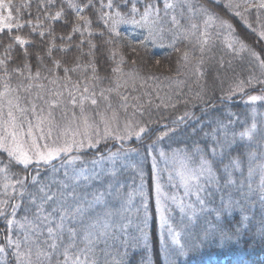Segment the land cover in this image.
Here are the masks:
<instances>
[{
  "label": "trees",
  "instance_id": "trees-1",
  "mask_svg": "<svg viewBox=\"0 0 264 264\" xmlns=\"http://www.w3.org/2000/svg\"><path fill=\"white\" fill-rule=\"evenodd\" d=\"M77 2L82 4L86 0H77ZM156 2L161 9L160 16L163 17L164 31H158L153 39H147V28L130 23L121 24L117 26L119 37L115 38V43L105 45L103 42L109 39V34L105 31L103 36L99 35V31L103 30L102 24L97 22L96 17L91 16L89 10L80 14L90 16L93 20L91 28L88 29L92 34L89 35L88 31H85L86 25L80 24L78 27L84 32V35L81 36L80 32L72 31L76 14L67 9L66 3L61 5L60 0H55L54 4L49 5L48 0H12V22L14 24L19 22L23 26L0 33V59L5 54L4 46L12 44L13 47L9 52L11 60L7 66L9 70L19 67L24 72V77H13V86L19 80H24L29 71L35 76L36 71L39 70L40 79L25 80V82H31L34 86L44 84L46 89L62 91L64 93L63 97H60L62 101H66L69 92L74 93L75 89H81L83 92V88L87 86L89 93L84 94L90 95L94 91L96 93L94 98L98 100V105L93 106L88 99L85 104L88 110L99 111V113L115 111L117 118L120 117V114L134 120L139 118L137 121H147V125V118L150 115L162 117L159 116L158 120L154 118V121L150 120L149 122L153 121V124L158 122V124L153 125V128L140 139L122 141L121 144L117 143V140H107L103 141L96 149L80 150L78 153L71 154L88 157L89 155L96 156L99 152L103 153L102 151L107 148L111 149V152L129 148L127 150H130L134 155L141 154L143 156L142 160L137 158L136 169H130L128 172L124 170L115 172L114 179L118 180L116 187L122 185L121 191L125 195L113 198L111 201L106 200L96 210L101 217L105 210L114 213L109 221L113 227L107 240H101L97 245L98 264H113V260L116 264H264V236L260 234L261 222L264 220V208L260 203L258 189L247 191L248 183L245 176V173L248 172L247 158L251 146L245 141L242 142L237 134L239 131H234V129L226 132H234V134L225 135V133L218 137L219 143L214 145L220 149L218 156L207 152V149L213 145L211 142L201 140L199 144L204 150V154L213 160L212 165L215 169L218 171L220 168L221 170L226 169L223 172L229 173L232 182L241 184L245 192L232 191L228 197H225V200L229 201L224 203H227L226 207L228 206L230 210H226L227 212L223 210L219 217L208 211L195 215L190 221L174 219L177 231L181 229L178 234V243L165 240L162 236L161 231L163 230L160 229L159 216L153 200L152 170L149 169L150 164L144 156L148 152L151 141L162 131H168L169 126L159 128L162 125L160 123L173 111V107L192 108L195 116L216 104H226V107L229 109L231 107L234 110L242 106L239 104L240 101L236 102L235 100L240 97L237 94L231 96L232 102L223 101L221 98H227L224 95L225 88L230 83L233 84L236 71L240 66L244 67V63L241 61L242 59H236L232 55H227L226 58L220 55L216 63L212 62L210 57L217 54L218 51V48L215 47L217 41L215 42L214 39L218 37V34L215 33L214 26L209 28V22L207 26L204 22L210 21L209 17L213 15L217 17L216 20L228 21L236 35L253 50L260 51L261 44L257 34L242 19V15L237 16L235 15L236 10L226 8L224 0H190L188 2L194 6L193 10L190 11L185 7L183 15H181L180 7L169 9L167 17H164V0H156ZM169 2L176 3V0H169ZM93 3L96 8H99V0H93ZM104 3L107 4V0H104ZM143 3L144 0H138L136 4L141 12ZM22 5H26V7H22ZM62 7L67 15H62L55 20L45 19V13L54 17ZM128 7L130 8L131 4ZM17 8L20 9L19 14L16 12ZM202 8L209 10L207 13L209 16L202 12ZM121 10L127 11V8ZM0 12L7 14L6 9L0 10ZM259 14L257 20L264 21V11L261 10H251L246 15V19L251 23V20ZM172 15H176L185 28L188 26V19L191 18L192 23L198 25V29L195 30L196 35L185 38L181 32L180 35L174 36L175 29L171 23ZM38 16L44 23V29H40L36 25ZM136 18L139 19V15ZM28 21H32V23L29 24ZM34 25L37 26L36 33L32 31ZM49 25L53 29L55 39L49 35L44 37L38 35L40 30L47 32ZM207 27L211 31L210 34H207L211 41H208L207 38V42L203 43L204 51L201 52V43L205 40L204 34L207 33ZM168 29H173V31ZM17 35L28 42L25 44L14 42L11 37ZM82 39L85 40V43L81 45ZM89 40L97 47L90 49L87 42ZM78 45L79 47H77ZM49 50L51 51L50 57L48 56ZM185 52L188 53L187 60L183 58ZM37 53H39V57ZM121 53L124 57L123 63L120 61ZM201 58L203 63L199 65L200 70L196 71L197 61ZM54 61H59V65H56ZM25 62L30 68L23 67ZM90 65H94L95 72ZM117 66L122 68L124 75L113 72ZM64 68H73L75 71L65 73ZM133 71L139 73L135 82L127 75ZM66 76L69 79H65ZM94 77H99V79H94ZM53 79H57L56 85L50 83ZM117 83L120 84L118 89ZM101 90L104 91V96L108 97L107 100L100 96ZM259 90L264 91L259 87L254 91ZM30 91L31 97L35 98L37 89L34 87ZM240 98L243 99V96ZM46 99L52 100L53 97L47 96ZM214 100L216 101L213 102ZM36 103L40 104L41 102L36 100ZM109 103L112 106L111 110L106 107ZM77 109L78 107L74 108L70 104L62 103L55 107V115L59 117L62 111L66 110L70 113ZM173 123H169V129H175L174 126L177 125ZM225 136L230 138L224 139ZM241 155L243 159L241 167L244 171L228 172L231 167L229 166L230 160ZM0 159L6 162V154H0ZM226 166L229 167L226 168ZM50 168L52 169V167ZM37 172L41 174V172L48 171L45 169L35 171V173ZM11 173L17 174L19 178H27L26 182L31 181L29 171L18 164L13 165ZM142 174L145 175L143 190H146V196L144 197L137 194L140 191L138 184H141ZM105 179L100 184L103 188L109 181L108 177ZM134 190L135 195L129 202L126 194ZM142 203L147 204L146 221ZM215 207H220V203ZM242 222L246 227L240 226ZM6 227V221L4 218H0V228L3 229L0 244L4 243V237L8 235L4 231ZM214 229L216 231L213 235L203 239L208 231ZM166 242L171 244L169 247L167 245L168 249L165 247ZM0 264H7V261L4 259L2 262L0 261Z\"/></svg>",
  "mask_w": 264,
  "mask_h": 264
},
{
  "label": "snow or ice",
  "instance_id": "snow-or-ice-1",
  "mask_svg": "<svg viewBox=\"0 0 264 264\" xmlns=\"http://www.w3.org/2000/svg\"><path fill=\"white\" fill-rule=\"evenodd\" d=\"M138 0H107V4L104 0H99V8L94 6L93 0H86L84 3L77 2V0H60L61 5L66 3L67 9L75 12V22L72 27L73 32H80L81 36L84 32L81 31L78 25H86L85 31L91 28L93 20L90 16L81 15V12L89 10L91 16L96 17L97 22L102 24L103 30L99 31V35L103 36L107 31L109 39L104 41L105 45L114 44L115 38L119 37V31L117 26L121 24H135L140 27L148 29L147 39H153L158 31H164L163 17L160 16L161 9L159 8L156 0H144L143 11L137 8ZM55 0H48V4H54ZM131 4L129 8L128 5ZM12 0H0V10L6 9L7 14L0 12V33L4 30L19 29L23 25L19 22L13 23L12 12ZM243 6L245 11L249 8L254 10L264 11V0H259V3L249 4L248 0H243ZM26 7V5H22ZM181 8V15H183V9L187 7L188 10H193L194 6L188 2V0H176V3H171L169 0H164V17L169 15V9ZM240 3H234V0H228L226 8L234 9L240 8ZM122 8H127V11H122ZM108 9V10H105ZM207 13L206 9H201ZM19 14L20 9H16ZM62 15H67V12L62 7L60 11L55 13L52 17L50 14L45 13V19H58ZM139 15V19H137ZM235 15L240 16L241 13L237 11ZM217 17H209L212 20ZM257 19H259L257 17ZM209 21H205L207 26ZM27 23L31 24L32 21ZM171 23L174 26V36L180 35L183 32L185 38H189L196 35L195 30L198 29L196 23H192L191 18L188 19V26L185 28L181 24V21L177 19L176 15L171 16ZM221 26L226 24V21L221 20ZM248 27L252 28V24L248 21ZM36 25L40 29H44V23L39 19L36 20ZM34 25L32 31L37 32V26ZM264 26V25H262ZM231 29V25H227ZM173 31V29H168ZM88 34L92 33L88 31ZM38 35L44 37L45 35L52 36L53 29L51 25L48 26V31L40 30ZM205 40L201 43V52L204 51L203 43L207 42V34ZM259 37L264 39V31L259 33ZM63 38V37H61ZM14 42L19 44H25L28 41L17 35L11 37ZM90 49H94L97 46L92 44L89 40ZM85 40H81L80 44H84ZM5 47V54L0 59V154H6L7 161L0 160V184H2L3 192L0 193V218H4L6 221L8 235L4 237V243L0 244V256H3L7 261V264H98L97 257V245L101 240H107L110 230L113 227L109 223L111 217L114 215L112 211H103V215H99L96 210L102 205L106 195H113L116 197H122L125 195L121 189L122 185L115 187L113 183H108L103 189H97L89 192L86 189V184L92 180H99L101 175L115 177L116 173L104 172L101 169L97 172L93 168L89 175H85V168H81L79 171L75 169L69 171L67 168L63 171L62 178H60V169L56 168L53 164L52 167V179L43 180L39 179V173L32 178V184L38 185L35 192L28 191L27 178H13L15 173H11V168L14 164L23 165L27 168L35 160L39 165L43 162L44 165L52 164L53 161L60 158L62 160V166L70 164L77 160H82L79 155H70L73 149L77 150L84 148L85 142L90 147H95L99 143V140H95V137H100L99 123L93 121L87 112L84 104L85 99H90L91 105H98V100L94 98L96 93L93 91L89 96L81 95L77 100L73 96L72 92L68 93L66 101H62L60 97H63L64 93L59 90L46 89L44 84L33 85L31 80H38L41 78L39 70L36 71L35 76L29 71L28 76L24 80H19L15 86L12 85V79L14 76L24 77V72L21 69L14 68L9 70L8 62L11 60L9 55L13 45L8 44ZM79 47V45L77 46ZM228 47L233 48L232 44ZM241 50H247L248 54L257 62L259 68V75L252 74L246 80H240L236 84L237 91H244L245 86H251L253 81L258 85H264V59L260 58V54L252 50L250 47L241 43ZM235 51V49H234ZM264 52V49H262ZM26 55V54H25ZM115 55V52H113ZM39 57V53H37ZM48 56H51V51H48ZM184 60L188 59V53L183 54ZM121 63L124 62L123 54L120 55ZM56 65H59V61H54ZM133 63H135L133 61ZM203 63V59L197 61L196 71H199V65ZM95 72L94 65H90ZM24 68H30L25 62ZM51 72V69H49ZM75 71L73 68H64V72ZM114 73L124 75L121 67L117 66L113 69ZM129 79L135 82L139 73L133 71L127 74ZM59 79V78H57ZM57 79L50 81L51 84L56 85ZM65 79H69L67 76ZM99 79V77H94ZM36 88L35 98L31 97V91ZM117 89L120 84L117 83ZM111 91V89H109ZM23 93V94H22ZM83 93H89V88L86 86L83 88ZM47 96L53 97L52 100L46 99ZM100 96L105 100L108 97L104 96V91L101 90ZM250 101L264 100V95H251L248 97ZM36 100L40 101V104L36 103ZM62 103L70 104L72 107H78L79 113H68L66 110L61 112L60 120L58 121L55 116V107ZM107 109L111 110V104H107ZM100 117V123H103V136L101 138H113L118 140L129 139L130 137L141 138L142 135L148 133L149 129L146 125L137 123L133 126L131 123H125L123 129H113L109 131L113 122L116 121L117 115L115 111H112L111 116L96 113ZM188 114L185 113V117ZM29 117H32L31 119ZM185 117L178 118L181 122ZM60 121H63L61 123ZM256 124L253 123L251 128L245 129L240 133L241 137H248L252 139L253 131L256 129ZM64 136L63 143L60 142L61 131ZM54 130L57 135L53 137ZM123 132V135H113V133ZM175 129H168V132L157 136V140L167 136L169 132L175 133ZM38 133V135H37ZM81 139H77V137ZM51 140L50 143L46 142L43 145L38 141ZM155 143V141L153 142ZM218 143V141H217ZM135 151V149H133ZM216 151L215 146H211L207 149L209 154H214ZM120 155V150L117 152H110L107 157L101 156L99 160L108 159L111 160L113 165L116 163V158ZM160 155L163 157L166 154L162 151ZM175 153L173 156L175 157ZM250 162L248 165V177L251 179L253 176L259 173V182L256 185L258 189V195L262 208H264V155L261 156L259 162L252 163L256 160V153L250 152ZM67 156V159L63 157ZM181 156V168L178 172L181 182L187 189L192 181H198L205 173L211 175V161L206 159L204 150L198 146L190 154L187 151L180 153ZM194 157H198V163L196 167H189L188 162H193ZM86 163V162H85ZM95 166L98 163L96 158L91 161ZM243 164L242 155L232 158L229 166L234 168H241ZM153 166L155 167V158L153 159ZM229 166H226L229 167ZM83 181L84 183H81ZM143 177L141 176L140 191L137 193L141 197H144L143 192ZM11 189V191H9ZM249 191H253L251 183L249 184ZM161 187L160 183H156V204L157 210L161 212L160 220L163 227L168 223L167 217L164 215V211L161 207L160 198ZM199 189H197V195ZM130 202L132 193L126 194ZM27 199V206H24L22 201L25 197ZM170 200L173 203H177L180 206L181 212H191L193 215L196 211L195 205H185L183 201H179L176 196H170ZM202 205L203 201H199ZM230 206V205H229ZM23 207L24 215L20 219H16L18 210ZM145 221L147 219V204H144ZM247 219V218H246ZM183 222V221H182ZM241 227H246L242 222ZM15 231V236H13ZM169 232L172 229L169 228ZM264 236V220L261 222V232ZM146 235V234H145ZM178 235V233H177ZM222 235H225L222 233ZM176 240V236H173ZM179 241H177L178 243ZM82 245V246H81ZM10 250V251H9ZM113 264H116L113 260Z\"/></svg>",
  "mask_w": 264,
  "mask_h": 264
},
{
  "label": "rangeland",
  "instance_id": "rangeland-1",
  "mask_svg": "<svg viewBox=\"0 0 264 264\" xmlns=\"http://www.w3.org/2000/svg\"><path fill=\"white\" fill-rule=\"evenodd\" d=\"M224 1L227 4L228 0H224ZM234 3H240L242 5V7L234 8V10L239 11L242 15L241 16L242 19L247 21L246 15L250 13L251 10H254V9L249 8L247 11H245V8L243 6V0H234ZM248 3L249 4L259 3V0H248ZM208 11L209 10H207V13ZM202 12L209 16V14L205 13L204 11ZM259 16L260 14L257 15L256 18L251 20V24H252L251 29L257 34L258 41L261 44V50L260 51L258 50L259 52L256 50L254 51L260 54L261 59H264V52H262V49H264V39H261L259 37V33L261 31H264V26H262L264 25V21L257 20V17ZM212 17L214 16L212 15ZM220 22L221 20H218V19L216 20L215 18L209 21V28H212L214 26L215 33L218 34V37L214 38L215 42L217 41V44L215 45V47L218 48V51H217V54L212 55L210 59H212V62L214 63H216L220 55H222V57H225V58L227 57V55H232V57H236V59H239V60L242 59L241 61L244 63L243 64L244 67L240 66L241 68L239 67V70L236 71V76L233 77V80H234L232 82L233 84L230 83L228 86H226L225 88L226 93L224 94L227 96L228 99H231V96L236 95V94L240 97L243 96V99L240 97L235 98L236 102L240 101L239 104L242 106L239 109L234 110L231 107L230 109L226 107V104H216L215 106L213 105V107L208 109L207 111H203L201 114L200 113L196 114L193 118L191 117L184 125L181 126L180 124H178L177 126H174L176 130L175 133L170 132L167 136H164L160 140H157V137L154 138V140L151 141V144L148 146L147 154L144 155L146 161L150 164L149 169L152 170L151 176H152V181L154 182L153 200L156 206V210H157L156 183L157 181L160 183L161 207L164 211V215L168 219V223L165 224L163 227L161 226V220H160L161 212L157 210V214L159 216L160 229L163 230L161 231L162 236L165 238V240L168 239V241L177 242V240L179 239V236L177 235V233L180 234L181 232V229L177 231L178 228H176L174 224V219L176 220L185 219V220L190 221L191 219L195 217V215L202 213V212L205 213L208 211H210V213L213 214L214 216L219 217L222 214L223 210L224 211L230 210L228 206L226 207L227 203H224L226 201H229V200H225V197H228V195H230L232 191H239L241 193L245 192L241 184L235 181L234 183L232 182V178L229 177V173L223 172V171H226V169L221 170L220 168V171L216 170L215 167L212 165L213 160L206 155H205L206 159L211 161V175L205 173L203 176L200 177L198 181H192L189 187L186 189L184 184L181 182L180 176L178 175V172L180 171V168H181L180 153L187 151L191 154L193 150L197 147V145L201 149V146L199 144L201 143V140H206L207 142H211V145L213 144L212 146H214L215 144H217V141L219 143L218 137L221 134H225L226 132L233 131L234 129V131L235 130L239 131V133L237 134L239 135L241 141L242 142L245 141L251 146L250 152L256 153V160L253 161L252 163L259 162L261 159V156L264 155V100L250 101L248 99V97L251 95H264V91H261V90L254 91L258 87L259 89L264 90V85H258L256 84L255 81H253L251 86H247V85L245 86L243 92L236 90V84L240 80H246L252 74H255L258 76L259 68L257 67V62L253 60V58L248 54L247 50H243V51L241 50V43L246 46L248 45L236 35L235 30H233V27H231V29L227 27V25H229L230 23L226 21V24L222 27ZM208 33L210 34L211 31L207 27L206 34ZM212 36H213V33H212ZM207 38H208V41H211L208 36ZM229 44H232L233 48L228 47ZM164 62H167V61L164 60ZM239 73H242V74L238 75ZM73 91L74 93L72 91L71 92L73 96L77 98V100L80 99L81 95L89 96L87 94H84L81 91V89H75ZM87 100L88 99L84 100L85 101L84 104H86ZM191 109H188V108L179 109L178 107L176 108L173 107V111L164 118L163 122L160 123L162 125H160L159 128H162L164 126H169L168 127L169 129L170 128L169 123L171 122L173 123V121L177 123L181 122L178 118L185 117V113H187L188 115L183 119V121H185L191 115L192 113ZM72 112H77L78 114L79 109H77L76 111H72ZM87 112L89 113L93 121L99 123L101 136L94 138V143H95V140H99V143L96 144L95 147H90L87 144V142H85L84 148L79 149V150L96 149L97 147L101 145L103 141H107V140H117L118 141L117 143L119 144H121L122 141L128 142L131 139L137 140L136 137H130L129 139H125V140L113 139L111 137L101 138L103 136L104 125L103 123H100V117L96 115V113L99 111H91L87 109ZM100 113L105 114L107 116H111L112 114L110 111L109 112L103 111ZM159 116L160 115L158 116L150 115V117L147 118L148 120V125H147L146 123L147 121L146 122L137 121L139 120V118L134 120L133 118H129V116H124L120 114V117L117 118L115 122H113L109 131L112 132L113 129H117V128L122 130L126 122L131 123L133 126H135L137 123L141 125H146L148 129L150 130L151 128H153V125L158 124V122L153 124V121H154L153 118L157 119ZM29 118L31 119L32 117H29ZM56 118L58 121L60 120V116ZM160 118L162 117L160 116ZM150 120H153V121L149 122ZM60 122L63 123V121H60ZM253 123H255L257 127L253 131L252 139H249L246 136L241 137L240 133L244 132L245 129L251 128ZM237 126L239 127L235 129ZM60 131H61L60 142L63 143V140H64V136L62 134L63 130L61 129ZM165 132H168V131H162V133L159 134V136ZM116 134L123 135V132L120 131L119 133H115V132L113 133V135H116ZM232 134H234V132L226 133L225 135H232ZM56 135H57V132L54 130L53 137H55ZM145 135H142L141 138ZM229 138L230 137H227V136L224 137V139H229ZM77 139L79 140L81 139V137L78 136ZM154 141L155 143H153ZM38 142L43 145L46 142L50 143L51 140H48V141L40 140ZM215 148H216V151L213 155H217V156L220 155L219 147L215 146ZM127 149L120 150V155L116 158L115 165H113L112 161L108 159L99 160L101 156L107 157L108 154L111 152V149L109 150V148H107L102 151L103 153H100V152L97 153L96 156L95 155L93 156L89 155L88 157L81 156L82 160H77V161H74L64 166H62V163L59 165V163L62 162L60 158L56 159L55 161H53L52 164H49V165H44L43 162L37 165L34 160L33 163L30 164L27 168H25L23 165H20V166L28 170L30 177H31V181L28 180L27 182L28 191L35 192L36 187H38V185L34 186L31 182H32V178L37 175L35 171H43L39 167H43L44 169H47L48 171V172H41V174H39V179L41 181L45 179L51 180L53 178L52 169L50 168V167H53V164L55 165L56 168L60 169V178H62L63 170L65 168H69L67 169L69 171L73 169H75L76 171H79L81 168H85L86 169L84 173L85 175H89L93 168H95L97 172H100L101 169H103V171L107 173H111L113 171L118 172L121 170L128 172L130 169H136L137 164H135V162L137 158H140V160H142L143 156L141 154L134 155L132 152H130V150H127ZM73 151H77V149L74 148ZM162 151L166 154L163 157L160 155ZM73 153L74 152H72L71 154ZM75 153H78V152H75ZM174 153L176 154L175 157L173 156ZM93 158H96L98 160V163L95 166H93L91 163ZM154 158H155V167L153 166ZM63 159L66 160L67 156L63 157ZM247 159H248V164H249V161H250L249 155ZM151 163H152V167H151ZM188 163H189V167H196L198 163V157H194L193 162H188ZM240 170L244 171L242 167L239 169L230 167L228 172L230 171L238 172ZM139 173L141 175V172ZM245 176H246V182L248 183L247 191H249L250 183L254 191V189H256V185L259 182V173L257 172V174L253 176L251 179H249L248 177V172L245 173ZM17 177L18 175L16 174V176H14L13 178L15 179ZM107 177H108L107 180H109L107 182L113 183L114 186L116 187V185L118 184V180L114 179V177H111L110 175L109 176L101 175V178L99 180L94 179L92 181H89L85 185L87 191L92 192L97 189H103V187H101L100 184L103 183L106 180L105 178ZM142 177L144 179L145 175L142 174ZM108 183H106L105 186ZM139 185L141 184H138V186ZM197 189H199L198 195H197ZM9 191H11V189H9ZM145 191L146 190H143L144 194H145ZM2 192H3V188H2V184H0V193ZM131 193H132V196L134 197L135 190L132 191ZM173 195L176 196L179 201H183L185 205H195L196 206L195 214L193 215L191 212H187V211L182 213L180 210L179 204L173 203V201L169 199V197ZM144 196H146V194ZM0 198H3V197L0 196ZM113 198H116L115 193H113V195L111 196L106 195L105 200L103 202H106V200L111 201ZM147 198L148 196L146 197V200ZM27 199L28 197L26 196L24 201H22L24 206H27ZM201 200L203 201L202 205L199 203V201ZM218 203H220V207H215V205ZM142 204L144 205V203ZM23 215H24V209L22 207L21 209L18 210V215L16 219H20ZM169 228L172 229L171 233L169 232ZM4 231H6L8 234L7 227H6V230ZM215 231L216 229L208 231L204 235L203 239L206 237L207 238L210 237L211 235L215 233ZM2 232H3V229L0 228V236L3 235L1 234ZM13 236H15V231H13ZM173 236H176V240L173 239ZM166 243H165V247L168 249V247L171 244L169 242H166ZM3 260H4V257L0 256V261L2 262Z\"/></svg>",
  "mask_w": 264,
  "mask_h": 264
}]
</instances>
